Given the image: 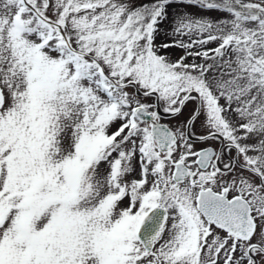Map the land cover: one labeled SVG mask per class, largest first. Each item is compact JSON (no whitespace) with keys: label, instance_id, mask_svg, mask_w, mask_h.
Wrapping results in <instances>:
<instances>
[{"label":"snow or ice","instance_id":"obj_1","mask_svg":"<svg viewBox=\"0 0 264 264\" xmlns=\"http://www.w3.org/2000/svg\"><path fill=\"white\" fill-rule=\"evenodd\" d=\"M0 264H264V0H0Z\"/></svg>","mask_w":264,"mask_h":264},{"label":"rangeland","instance_id":"obj_2","mask_svg":"<svg viewBox=\"0 0 264 264\" xmlns=\"http://www.w3.org/2000/svg\"><path fill=\"white\" fill-rule=\"evenodd\" d=\"M211 15L219 16V15H222V14L221 13H211ZM211 46H214V45H211Z\"/></svg>","mask_w":264,"mask_h":264}]
</instances>
